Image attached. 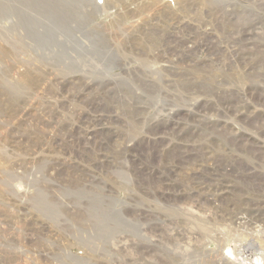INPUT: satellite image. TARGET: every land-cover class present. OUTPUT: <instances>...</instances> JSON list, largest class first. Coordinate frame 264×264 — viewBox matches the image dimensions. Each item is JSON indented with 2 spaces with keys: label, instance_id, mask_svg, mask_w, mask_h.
<instances>
[{
  "label": "rangeland",
  "instance_id": "obj_1",
  "mask_svg": "<svg viewBox=\"0 0 264 264\" xmlns=\"http://www.w3.org/2000/svg\"><path fill=\"white\" fill-rule=\"evenodd\" d=\"M223 242L264 260V0H0V264Z\"/></svg>",
  "mask_w": 264,
  "mask_h": 264
},
{
  "label": "bare ground",
  "instance_id": "obj_2",
  "mask_svg": "<svg viewBox=\"0 0 264 264\" xmlns=\"http://www.w3.org/2000/svg\"><path fill=\"white\" fill-rule=\"evenodd\" d=\"M40 20V19H39ZM44 20V19H43ZM46 20H47V18H46ZM50 21V20H49ZM48 21V26H46L47 24H46V22L47 21H45V25L44 26H41V28L43 29V31H44V29L45 30H48V31H51V34H52V36L51 37H54V34L53 33H56V35L58 36V37H60V36H63V38H65L66 36H65V33H66V29H65V26L63 25V23H61L60 22V25H58L56 22H53L52 24H50V22ZM255 24V23H254ZM36 30V29H35ZM36 32V34H38V32L37 31H35ZM247 32V31H246ZM251 32V31H250ZM251 33H253V32H251ZM50 34V35H51ZM250 34V33H249ZM248 34V35H249ZM55 35V36H56ZM243 35V34H242ZM247 35V34H246ZM246 35H244V36H246ZM247 35V36H248ZM253 35V34H252ZM75 36V35H74ZM69 38V37H68ZM261 38V37H260ZM263 38V37H262ZM56 39V37L54 38V40ZM60 39L59 38H57L56 39V42L54 43V44H57L58 45V43H60L61 42V40L59 41ZM48 41V40H47ZM47 41H44V43H43V41H42V46H44L45 48H48L50 51H52V46H53V44H52V42H48L47 43ZM50 41V40H49ZM74 41V40H73ZM63 43H65V42H67V40H66V38L62 41ZM61 42V43H62ZM73 43V42H72ZM75 43V42H74ZM55 46V45H54ZM262 46H263V44H262ZM56 47V46H55ZM86 48V47H85ZM55 49V48H54ZM78 49V48H77ZM94 49V48H93ZM46 50V49H45ZM254 74H257V73H254ZM257 76V75H256ZM212 92V91H211ZM213 93V92H212ZM99 122V121H98ZM99 125V124H98ZM103 129V128H102ZM214 130V129H213ZM206 132H208V131H206ZM213 133V132H212ZM205 138V137H204ZM208 141V140H207ZM225 147V146H224ZM228 150V149H227ZM209 151V150H208ZM166 181V180H165ZM192 190V189H191ZM37 205H40L42 208H48L49 207V205H48V207H47V205L46 204H44L43 203V201L41 202L40 201V203L38 202L37 203ZM46 210V209H45ZM44 210V211H45ZM95 211V210H94ZM92 214H94L93 212H92ZM98 217V216H97ZM92 218H95V217H92ZM94 221H98L96 218L94 219ZM100 222H103V220L102 221H100ZM99 221L98 222H96V224H98L99 225V223H100ZM98 225H97V227H98ZM99 226H101V223H100V225ZM102 229V228H101ZM103 230V229H102ZM99 231H101V230H99ZM256 241V240H255ZM262 241V240H261ZM262 243V242H261ZM223 244H224V242H223ZM236 243H234V244H232V246L231 245H226V244H224V250L225 251H222L221 253H219V258L221 259V260H224V261H227V262H230L231 264H264V260H263V258H261V257H252V258H247V251H251V249L249 250V248H247V247H244V246H242L243 248H241L240 247V244L239 245H235ZM263 244V243H262ZM240 247V248H239ZM264 247V246H263ZM249 253V252H248ZM218 254V253H217ZM252 255H251V253H250V255L248 256V257H251ZM218 258V259H219ZM190 259H192V258H190Z\"/></svg>",
  "mask_w": 264,
  "mask_h": 264
}]
</instances>
